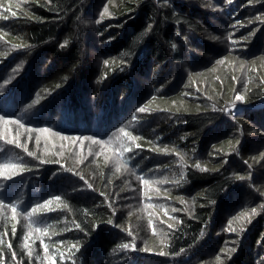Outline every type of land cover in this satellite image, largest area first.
<instances>
[{"label": "trees", "instance_id": "trees-1", "mask_svg": "<svg viewBox=\"0 0 264 264\" xmlns=\"http://www.w3.org/2000/svg\"><path fill=\"white\" fill-rule=\"evenodd\" d=\"M0 117V264H264V0H0Z\"/></svg>", "mask_w": 264, "mask_h": 264}, {"label": "snow or ice", "instance_id": "snow-or-ice-1", "mask_svg": "<svg viewBox=\"0 0 264 264\" xmlns=\"http://www.w3.org/2000/svg\"><path fill=\"white\" fill-rule=\"evenodd\" d=\"M229 3H231V0H229ZM15 13H12V16L13 17H15ZM5 19H8L9 17H4ZM258 19H259V17H258ZM151 27V26H150ZM67 42H65V44H66ZM64 45H62V47H63ZM105 63L107 64V61H105ZM243 96L242 95H236V97H235V101L236 102H242L243 101ZM236 106V104H235V102H234V104H233V107H235ZM139 112H141V113H143V112H145V108H140L139 110H138ZM228 111H232V109H228ZM0 120H3V117H0ZM5 123H8V121H4ZM18 122V121H17ZM38 131H40V132H48L49 130L47 129V128H42V129H38ZM121 131L123 132L124 131V129L122 128L121 129ZM125 135H128L127 133H125ZM97 141H94V143H96ZM8 143H11V141H8ZM29 155H32V153H28ZM8 167H12V168H15L16 167V165L15 164H0V168H8ZM203 170V169H202ZM5 179H11V177H5ZM242 179V178H241ZM57 199H59V197H57ZM51 203V201H46L45 203H44V205H43V207H47L48 206V204H50ZM39 207H41V205H37L35 208H33L32 210H31V213H29V215L30 216H32V215H34V214H36V211H37V208H39ZM12 211H13V213H15L16 212V208L15 207H13L12 208ZM253 211H255V210H253ZM77 227H79V225H77ZM36 231H40V229H36ZM13 232H15V227L13 228ZM27 239V238H26ZM27 246V245H26ZM123 247L125 248V249H127L128 248V245H123ZM184 250H182V252H183ZM232 252H235L236 251V249L235 248H233L232 250H231Z\"/></svg>", "mask_w": 264, "mask_h": 264}, {"label": "rangeland", "instance_id": "rangeland-1", "mask_svg": "<svg viewBox=\"0 0 264 264\" xmlns=\"http://www.w3.org/2000/svg\"><path fill=\"white\" fill-rule=\"evenodd\" d=\"M105 3H107V2H105ZM105 3H104V5H102V6H100L98 9H97V13L92 17V20H95L96 19V17H98V18H103L104 16H107L108 14H110V11L109 10H106L105 9ZM97 18V19H98ZM63 74V70H59V69H57L56 71H55V75L54 76H56L57 74H60V75H62ZM70 74H71V71H70ZM133 190V189H132Z\"/></svg>", "mask_w": 264, "mask_h": 264}]
</instances>
